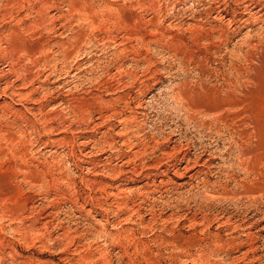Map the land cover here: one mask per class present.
Returning a JSON list of instances; mask_svg holds the SVG:
<instances>
[{"label": "rangeland", "instance_id": "374dc122", "mask_svg": "<svg viewBox=\"0 0 264 264\" xmlns=\"http://www.w3.org/2000/svg\"><path fill=\"white\" fill-rule=\"evenodd\" d=\"M0 264H264V0H0Z\"/></svg>", "mask_w": 264, "mask_h": 264}, {"label": "bare ground", "instance_id": "6f19581e", "mask_svg": "<svg viewBox=\"0 0 264 264\" xmlns=\"http://www.w3.org/2000/svg\"><path fill=\"white\" fill-rule=\"evenodd\" d=\"M92 14H93V13H92ZM253 80H254V79H253ZM227 83H228V85H231L232 82L230 83V82L228 81ZM253 84H254V81H253ZM252 87H255V85H252ZM223 99H224V98H223Z\"/></svg>", "mask_w": 264, "mask_h": 264}]
</instances>
